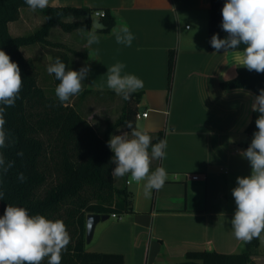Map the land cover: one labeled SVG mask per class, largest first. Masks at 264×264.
Here are the masks:
<instances>
[{"label": "crops", "instance_id": "0c3cea01", "mask_svg": "<svg viewBox=\"0 0 264 264\" xmlns=\"http://www.w3.org/2000/svg\"><path fill=\"white\" fill-rule=\"evenodd\" d=\"M49 4L110 9L116 20L127 23L135 37L130 47L117 44L110 33L97 32L99 44L89 48L81 29L65 32L54 27L48 39L68 49L69 69L90 67L83 91L103 101L117 96L107 88V69L123 63L122 75H135L144 84L137 91L143 94L138 111L147 112L148 117L137 120L145 121L142 127L149 130L152 142L159 133L167 140L164 158L151 165L153 171L162 166L168 173L163 187L153 190L148 198L142 184L132 188L128 175L114 177L116 189L130 194V210L100 222L95 248L88 251L122 254L124 264H179L194 251L241 252L244 242L234 237L231 227L236 208L231 190L237 177L251 173L249 162L239 152L247 149L253 138L246 133L253 113L252 97L244 92L256 94L221 87L222 82L237 76L240 65L233 52L216 53L209 47L211 0H49ZM190 21L199 24L202 32H194ZM44 22L40 11L26 8L20 20L9 24V31L24 36V28H38ZM54 32L61 40L51 39ZM23 48L22 53L35 66L40 61L49 66L53 61L41 45L27 46L25 52ZM170 50H176L177 64L168 97ZM81 59L84 62L80 64ZM51 78L54 81L53 74ZM75 108L93 121L94 117L88 119ZM106 130L96 129L101 137ZM123 132L131 131L120 127L112 135ZM251 264H264L262 241Z\"/></svg>", "mask_w": 264, "mask_h": 264}, {"label": "trees", "instance_id": "16d2710c", "mask_svg": "<svg viewBox=\"0 0 264 264\" xmlns=\"http://www.w3.org/2000/svg\"><path fill=\"white\" fill-rule=\"evenodd\" d=\"M225 0H211L209 23L210 39L218 34L227 36L221 28V10ZM29 8L24 0H0V49L16 62L21 70L23 87L20 99L4 114L6 146L0 149L5 162H13L8 171L0 175V216L7 205L28 210L29 215H43L47 219H60L67 227L71 240L62 252L61 264H124L122 254H106L88 251L86 245V221L89 214L111 217L130 210V194L126 189H116L112 170L113 152L108 141L114 131L126 127L132 121L135 127L136 113L143 94L136 92L125 100L121 115L115 124H110L101 137L92 124L81 115L74 104H61L56 95L48 94L40 85L34 62L26 58L22 48L41 45L49 49L53 61L59 57L68 67V50L64 45L51 42L48 37L54 27L65 32L92 29L93 21L99 19L107 29L97 31L110 33L116 23L110 9L90 7H48L39 10L43 25L33 33L13 36L9 24L20 20L23 9ZM104 15L97 18L96 12ZM244 45L240 46L242 50ZM64 50V51H63ZM78 54V53H76ZM177 64L176 50L169 51L168 97L174 87ZM54 77L55 88L59 81ZM223 90L248 89L256 95L264 89V73L238 68L237 76L221 83ZM55 88L53 92L55 93ZM259 113L253 112L246 129L249 136L257 131L255 120ZM163 139L159 133L153 143ZM150 150V149H149ZM22 153V155H20ZM26 177L24 182L18 174ZM261 239L243 243L239 253L224 254L215 251L188 252L185 261L179 264H251L258 255ZM47 264V260L43 262Z\"/></svg>", "mask_w": 264, "mask_h": 264}, {"label": "clouds", "instance_id": "9594fccd", "mask_svg": "<svg viewBox=\"0 0 264 264\" xmlns=\"http://www.w3.org/2000/svg\"><path fill=\"white\" fill-rule=\"evenodd\" d=\"M33 11L44 10L50 6L49 0H24ZM221 28L227 33L223 39L214 34L210 44L216 53L233 52L240 67L249 71L264 73V0H225L221 10ZM103 16L104 14H100ZM86 35L89 48L99 44L95 23L91 30L81 29ZM110 34L117 44L130 47L134 35L126 22L117 19ZM244 45L243 49L240 46ZM98 51V50H97ZM91 53H89V56ZM126 66L117 62L107 69V88L130 100L132 95L144 87L143 81L135 75L123 74ZM90 71L85 65L78 71L69 69L59 58L47 67V72L55 75L59 83L55 95L61 104L84 90V81ZM23 87L21 70L11 57L0 49V149L6 146L4 132V114L7 108L14 107ZM240 91H244L241 89ZM252 97L251 110L259 113L255 120L257 131L247 149L239 152L251 166L248 176L236 178V187L231 190L235 201V212L231 219L234 237L249 243L253 239L264 240V89L258 95L244 92ZM131 132L112 135L108 147L113 152V177L130 175L129 184L143 185V194L150 198L153 190H159L168 179L165 168L151 169L153 160H162L165 156L167 140L152 142L149 130L139 123L133 126L126 122ZM150 149V151H149ZM22 155V153H20ZM13 162H5L0 152V175L6 173ZM179 179L178 176L173 177ZM21 182L26 180L23 173L18 174ZM4 192L0 191V200ZM71 237L67 227L60 219L55 221L43 215H29L28 210L7 205L0 216V264H61L62 252L66 250Z\"/></svg>", "mask_w": 264, "mask_h": 264}, {"label": "rangeland", "instance_id": "374dc122", "mask_svg": "<svg viewBox=\"0 0 264 264\" xmlns=\"http://www.w3.org/2000/svg\"><path fill=\"white\" fill-rule=\"evenodd\" d=\"M45 20V18H44ZM191 26L193 27V31L196 32H202L200 30V25L190 21ZM190 26V25H189ZM37 27H33L32 29H28V28H24V30L22 31V34L24 35H28L31 34L32 32H34L36 30ZM205 27H203V34H205ZM61 35H66L65 32H63L62 30H60ZM200 35V33L198 34ZM52 40H61V36H59V34H57L56 32H54L51 36ZM197 42H202V39L198 36V40ZM32 47V45L28 46ZM27 46L23 48L24 52L27 51ZM49 49L45 48V51L48 52ZM64 51V50H63ZM67 55L68 50L66 51ZM84 60L81 59L80 60V64L83 63ZM47 67L48 65L42 63V61H40L39 63H37L36 65V69L38 72V78H39V83L40 85L47 91L48 94L51 95H55V93L53 92V89L55 88V81H53V79L51 78V75L47 72ZM73 70H75V66H73ZM70 104H74L77 108L80 109V111L89 119V117H94L93 121L91 122L92 126L95 127L98 132L101 131L104 127L105 129L108 128V126L110 124H115L117 122V120L119 119L120 115H121V110L123 107V104L125 102V100L122 98V96L117 95L112 101L107 100V101H103L101 100V98L99 96H95V95H88L87 92L82 91L77 97H71L68 101ZM89 121H91V119H89ZM144 120H137L136 124L139 123L141 126H143L144 124ZM107 125V128H106ZM128 177L130 178V175H128ZM136 183L133 182L132 183V188L134 187ZM99 230L96 232V235H94L95 239L86 245V248L88 250L89 249H93L95 248V245L97 243L98 240V235ZM264 235V234H262ZM262 245L264 246V240H262Z\"/></svg>", "mask_w": 264, "mask_h": 264}, {"label": "water", "instance_id": "95a60500", "mask_svg": "<svg viewBox=\"0 0 264 264\" xmlns=\"http://www.w3.org/2000/svg\"><path fill=\"white\" fill-rule=\"evenodd\" d=\"M94 23H95V27L97 28V31H104L107 29V27L99 19H95L93 21V24ZM109 218H110L109 216H102L99 214H89L87 216L86 241L88 244L91 243L92 240L94 239L97 225L102 221L108 220Z\"/></svg>", "mask_w": 264, "mask_h": 264}, {"label": "built area", "instance_id": "2783aa9c", "mask_svg": "<svg viewBox=\"0 0 264 264\" xmlns=\"http://www.w3.org/2000/svg\"><path fill=\"white\" fill-rule=\"evenodd\" d=\"M100 14H104V12H103V11H98V12H96L95 16H96L97 18H99V17L101 16ZM186 28L189 29L190 26L187 25ZM146 117H148V113H147V112H139V111H138V112L136 113V119H141V118H146ZM193 179H195V180L198 179V176H194ZM116 216H117V215H115V214L112 215V217H116Z\"/></svg>", "mask_w": 264, "mask_h": 264}]
</instances>
